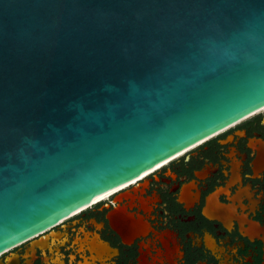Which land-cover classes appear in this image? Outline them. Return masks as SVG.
<instances>
[{
    "label": "water",
    "instance_id": "95a60500",
    "mask_svg": "<svg viewBox=\"0 0 264 264\" xmlns=\"http://www.w3.org/2000/svg\"><path fill=\"white\" fill-rule=\"evenodd\" d=\"M263 107L264 0H0V254Z\"/></svg>",
    "mask_w": 264,
    "mask_h": 264
},
{
    "label": "flooded vegetation",
    "instance_id": "af4514ba",
    "mask_svg": "<svg viewBox=\"0 0 264 264\" xmlns=\"http://www.w3.org/2000/svg\"><path fill=\"white\" fill-rule=\"evenodd\" d=\"M189 200L182 198L184 186ZM137 196L115 200L130 190ZM140 196L147 204H141ZM117 204L142 216L145 232L124 240L109 218ZM213 213L209 214L208 210ZM84 227V230L81 228ZM60 232L46 247L32 241ZM84 231L110 251L104 264H264V110L194 146L115 194L0 255V264H103L79 250ZM30 260V263H29Z\"/></svg>",
    "mask_w": 264,
    "mask_h": 264
},
{
    "label": "bare ground",
    "instance_id": "6f19581e",
    "mask_svg": "<svg viewBox=\"0 0 264 264\" xmlns=\"http://www.w3.org/2000/svg\"><path fill=\"white\" fill-rule=\"evenodd\" d=\"M262 110H264V107H263L262 109L257 110L256 112H254V113H252V114L246 116L245 118H243V119H241V120H239V121L233 123L232 125H230V126L224 128V129H222L221 131L216 132L215 134H212V135H210V136H208V137L202 139L201 141H199V142L193 144L192 146H190V147H188L187 149L183 150L182 152L176 154L175 156L169 158L168 160L164 161L163 163L157 165L156 167L150 169L149 171L143 173L142 175H140V176H138V177H136V178H134V179L128 181L127 183H125V184H123V185H121V186H119V187H116V188H114V189H112V190H110V191H108V192H106V193H103L102 195L96 197L92 202L86 204L85 206H83L82 208H80L79 210H77L75 213H73L71 216H68V217H67L66 219H64V220H67L68 218L72 217L73 215H75V214H77V213H79V212H82V211H84V210L90 208V207L93 206L94 204H97V203H99L100 201L106 199L107 197H109V196L115 194L116 192H118V191L121 190L122 188H124V187H126V186H128V185H130V184H132V183H134V182H136L137 180H140L141 178H143L144 176H146V175H148V174L154 172V171L157 170L158 168H161L162 166H164V165L167 164L168 162L172 161V160L175 159L176 157H178V156L184 154L185 152H187L188 150H190V149L193 148L194 146H196V145H198V144H200V143H202V142H204V141H206V140H208V139H210V138L216 136V135L219 134L220 132H222V131H224V130H226V129H229L231 126H233V125H235V124L241 122L242 120H244V119H246V118H248V117H250V116H252V115H254V114H256V113H258V112H260V111H262ZM64 220H63V221H64ZM63 221H61V222H63ZM61 222H60V223H61ZM58 224H59V223H58ZM55 226H56V225H55ZM25 242H26V241H25ZM21 244H22V243H21ZM17 246H18V245H17ZM13 248H14V247H13ZM0 255H1V254H0Z\"/></svg>",
    "mask_w": 264,
    "mask_h": 264
}]
</instances>
